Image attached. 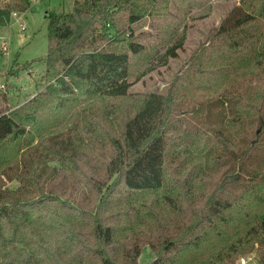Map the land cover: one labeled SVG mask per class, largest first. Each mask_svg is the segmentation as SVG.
Wrapping results in <instances>:
<instances>
[{
    "label": "trees",
    "instance_id": "1",
    "mask_svg": "<svg viewBox=\"0 0 264 264\" xmlns=\"http://www.w3.org/2000/svg\"><path fill=\"white\" fill-rule=\"evenodd\" d=\"M172 1L47 16L42 88L0 108V264H264V0H225L166 93H134V25ZM0 3V27L31 8Z\"/></svg>",
    "mask_w": 264,
    "mask_h": 264
},
{
    "label": "rangeland",
    "instance_id": "2",
    "mask_svg": "<svg viewBox=\"0 0 264 264\" xmlns=\"http://www.w3.org/2000/svg\"><path fill=\"white\" fill-rule=\"evenodd\" d=\"M30 1L28 12L13 13L9 24L0 27V94L7 97L6 103L0 98L1 109H17L42 88L38 82L45 71L43 60L48 53L47 16L73 11L76 0ZM232 6L225 0H173L170 16L149 17L135 24V34L140 35L145 49L131 55V91L166 93L173 79L186 68L192 52L220 25ZM183 38L178 56L165 63L168 49ZM250 206L254 212L264 211V204L254 202ZM153 256L146 247L141 262L145 264ZM242 259L246 264H258V252L242 257L239 264Z\"/></svg>",
    "mask_w": 264,
    "mask_h": 264
},
{
    "label": "built area",
    "instance_id": "3",
    "mask_svg": "<svg viewBox=\"0 0 264 264\" xmlns=\"http://www.w3.org/2000/svg\"><path fill=\"white\" fill-rule=\"evenodd\" d=\"M242 264H246V262L242 259Z\"/></svg>",
    "mask_w": 264,
    "mask_h": 264
}]
</instances>
